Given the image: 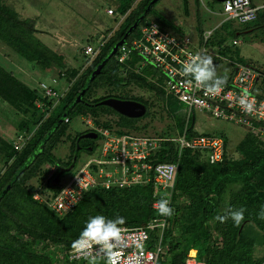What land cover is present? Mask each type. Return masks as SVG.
<instances>
[{
	"label": "trees",
	"instance_id": "obj_1",
	"mask_svg": "<svg viewBox=\"0 0 264 264\" xmlns=\"http://www.w3.org/2000/svg\"><path fill=\"white\" fill-rule=\"evenodd\" d=\"M111 1L114 12L123 18L119 21L115 16V27H105L102 36L86 41L87 44L98 43L95 45L97 51L90 59L81 49L82 62H87V65L80 68L70 67L64 54L53 50L36 36L33 19L22 18L5 0H0L1 44L10 49L20 63L36 69L41 76L54 72L51 77L57 80L55 89L62 92L65 88L57 101L47 98L38 89V84L24 81L27 77L22 72L7 69L0 63V103L4 112L7 113L8 109L16 116L12 134L34 129L20 150L14 149L12 135L0 130V264H107L106 258L68 259L73 242L81 237L92 220L99 217L104 218L106 226L127 227L164 220L160 242L162 253L157 264H184L190 249H196L197 259L205 264H264V133L257 130L264 128L262 122H254V129L246 127L245 136L234 149L237 156L228 153L225 138L224 157L213 164L205 159V152L184 149L178 157L174 142L162 143L157 154L150 157L152 161L178 162L166 216L152 206L155 198L152 197L154 188L151 183L128 188L90 189L82 193L76 206L63 215H58L46 202L33 198L36 191L41 195L47 191L55 194L59 187L51 180L61 166L68 168L72 165L73 168L82 152L90 153L96 147L95 139H85L77 149L78 144L74 140L89 129L71 136V120L87 113L94 117L96 126L107 127L111 120H102L101 116L113 114L118 118L113 121L115 124L134 128L138 119L120 115L99 102L116 97L137 100L149 106V102L140 95L126 91L131 85L164 95L159 87L164 76L154 65L146 63L150 67L141 66L143 58L132 54L128 66H123L115 58L118 50L112 56L110 52L134 24L136 26L127 33L123 43L139 38L141 26L150 20L173 32L174 23L156 9L160 0H155L151 6L152 0ZM182 1L184 14L188 15L187 0ZM258 15L264 19V10L257 12ZM224 23L213 33L207 45H223L233 32L226 30L232 21ZM102 62L100 71L91 78V73ZM238 63L246 64V61L239 59ZM248 65L263 73L256 66ZM260 85L264 86V76ZM99 89H106L105 94L100 95ZM169 101V107L173 109L167 113L175 119L180 133L185 131L188 138L212 135L198 133L191 125V115L185 120L176 114V108L183 105L172 96ZM39 103L42 105L38 106ZM66 140L70 141L68 161L54 153V149ZM33 179H39L38 185ZM234 213L243 215L239 226ZM119 218H123L124 223L118 222ZM149 234L147 247L153 248L159 239V227L150 229Z\"/></svg>",
	"mask_w": 264,
	"mask_h": 264
},
{
	"label": "built area",
	"instance_id": "obj_2",
	"mask_svg": "<svg viewBox=\"0 0 264 264\" xmlns=\"http://www.w3.org/2000/svg\"><path fill=\"white\" fill-rule=\"evenodd\" d=\"M220 6L222 15L237 23H249L257 17V7L252 0H224L220 2ZM114 10L111 7L106 9L108 14H113ZM140 32L139 38L118 47L115 58L120 64L128 66L131 55L136 54L143 58L141 66L145 63L154 65L164 76L159 87L166 96L176 98L189 114L193 110H199L213 118L251 128L254 127V122L264 123V100L251 92L249 86L256 75V70L250 65L237 63L228 84H206L196 79L197 69H200V55L192 48L190 36L163 29L155 20L142 25ZM212 33L213 29L203 31L204 44ZM82 50L84 55L93 57L97 47L87 44ZM56 83L54 77L51 84L40 81L38 89L47 98H55L57 101L63 92L55 89ZM41 105L42 103L38 104ZM81 119L85 129L97 133L95 149L86 153L85 157H80L76 165L59 178V189L55 194L49 191L42 195L39 191L32 194L34 199L46 202L58 215L71 211L82 198V193L90 189L128 188L149 183L154 188L153 208L159 211L160 202L167 201L169 209L178 162H153L150 158L157 154L164 142H174L178 157L184 149L205 152L204 157L211 164L222 161L224 157V140L215 135L201 134L188 138L185 131H176L172 135H138L128 131L120 132L114 124L107 127L96 126L94 117L87 113L81 115ZM65 121L68 119L65 118ZM257 130L264 133L262 127ZM33 133L34 129L12 135L10 138L14 149H22ZM115 226L120 229L119 239L107 242L88 240L86 247L77 250L72 246L68 259L79 261L106 258L109 264L111 252L116 254L114 264L158 263L162 253L160 242L165 227L164 220H153L138 227ZM155 227H159V239L156 246L148 248L149 230ZM196 255V250L190 249L184 264H205Z\"/></svg>",
	"mask_w": 264,
	"mask_h": 264
},
{
	"label": "rangeland",
	"instance_id": "obj_3",
	"mask_svg": "<svg viewBox=\"0 0 264 264\" xmlns=\"http://www.w3.org/2000/svg\"><path fill=\"white\" fill-rule=\"evenodd\" d=\"M5 1L9 5H11L15 9V11H17L21 15L22 18L27 17L34 20L36 36L45 44L49 45L53 50L64 54L70 67L73 66L83 68V65H87V62H82V46L87 44V40H95L99 36H102L105 27H115L117 25V22L113 20V18L115 19V16L118 17L119 21L123 18L122 16L117 15V13L115 12L113 14H108V12L106 11V9L110 7L114 8L111 0ZM210 1L211 0H200V8L203 12L207 10L206 8H219L218 5L211 4ZM191 6L192 5H190V7ZM156 8L162 15L180 24L185 29H189V26L186 25L185 22L189 24L196 23V19L193 16V10H191V16L188 18H186V16L183 14V5L181 0H161L157 4ZM250 24H252V22ZM258 33L256 34L257 37L260 35ZM230 36H232V34ZM257 37H255L251 41V38L248 35L240 34L239 43L236 48L239 49L241 53L246 54V56L250 58L249 60L257 64L264 70V45L256 40ZM97 44L98 43L93 45L95 46ZM91 58L92 57H90V59ZM0 63L7 69L22 72L27 77L24 81L29 84L33 83V85L37 86L40 81H44L50 84L52 82L51 76L54 75V72H49L45 76H41V73L39 71H36V69H32L29 66L20 63L17 56L10 49L1 44V42ZM146 66L150 67V64H147ZM150 71L153 72L154 70L150 69ZM64 89L65 88H63L61 91L63 92ZM105 91L106 89H99L98 93L102 95L105 94ZM126 91L129 94H133L135 96L140 95L141 97H143V99H147L148 101L150 100V91L145 88L131 85L128 86ZM2 106L3 104L0 103V121L3 122H0V130L11 136L13 135L12 133L15 132L14 122L16 121V116L8 109L7 113L4 112V106ZM171 106H173V103ZM176 111V114L180 116L181 113L178 112L180 111V109ZM194 114L196 121L201 120L203 121L204 125L211 126L210 128L215 129L218 126H221L222 129L220 130V132L223 133V137L228 138V140H232L233 145L236 144L239 138L242 137L243 133H245V129L241 125L232 122L230 123L229 121H224L213 117L207 119L205 114L198 111H195ZM145 115L149 118H153V116H156L155 104L149 102V106ZM81 121V116L75 117L73 120H71L69 126L71 136H73L74 133L85 129ZM158 121V123L152 122L151 127L147 126L146 128L141 130L147 132L149 131L151 134H157L158 131L163 127L162 125L165 123L164 120ZM212 123H216L217 125H213ZM167 128L169 131L168 134H174V128L172 126H166L165 129ZM96 140L95 144H97ZM69 146L70 141L66 140L63 143H60L54 149V153L56 154V156L66 161V159H68V153L70 152ZM228 146L230 151L232 146L230 144ZM85 156L86 152H82L80 155L81 158ZM33 180L37 185L40 182L39 179Z\"/></svg>",
	"mask_w": 264,
	"mask_h": 264
},
{
	"label": "crops",
	"instance_id": "obj_4",
	"mask_svg": "<svg viewBox=\"0 0 264 264\" xmlns=\"http://www.w3.org/2000/svg\"><path fill=\"white\" fill-rule=\"evenodd\" d=\"M181 2L183 5L182 0ZM252 2L257 7L258 13L264 10V0H252ZM210 3L218 5L219 8H212V7L206 8L207 10L203 12L200 8V0H198V3H197V0H187L189 14L188 15L184 14V7H183V14L186 16V18H188L191 16V10H193L194 11L193 16L196 19V23H193V24L191 23L189 24L184 21L185 24L189 26V29H185L180 24L170 20L167 17L166 18L174 23V31L176 33L181 34V35L182 34L188 35L191 37L192 48L200 55V61H199L200 69H203L205 67L204 61H206L209 57H211V64H209L207 67H208V70L212 73V75L210 76V78L206 79L207 83H209L210 85L219 84V83H227V82L230 83L234 75V72H235V65L239 62V59H244L246 61V64L250 63L256 66L257 68H259V71L263 72L262 74H260V72L256 71L255 78L253 79L251 85L249 86H250L251 92L258 94V96H261L259 99L264 100V86L260 85L261 77L264 76V70L261 67H259L257 64L249 60L250 58H248L246 54L241 53L239 49L236 48V46H238V43H239L240 34L248 35L252 41L255 37H257L256 34L258 32H260L258 33L260 35L256 38V40L259 41V43H262L264 45V40H263L264 38V33H263L264 19H262L260 15H258L257 19L252 21V24H250L251 22H249L248 24L247 23L242 24V23H237L235 21L230 20L232 21V25H230V27H228L226 30L233 31L232 32L233 34L231 33L232 36H230L231 34H229L222 46H219L218 44L207 45V43L204 44L202 40L203 31L208 30V29H213V33H215V31L217 30V28H219L221 24H226L224 23V21L229 20V19H226L222 15L221 6L219 2L213 3L212 1H210ZM190 5L192 6L190 7ZM198 17L200 19H198ZM233 41H236V43H233ZM230 49L232 50V52ZM143 66H146V63ZM258 74L261 76L259 77ZM149 91H150L149 92L150 100L149 101L147 99L145 100H147L148 102H151L152 104H155V113H156L155 117L154 116L153 118L146 117L145 114L147 112L148 106L145 105L146 106L145 114L139 118H134V119H138V121L135 123L134 128L125 127V126L122 127V126L115 124L113 121L118 120V118L117 116L113 114L103 115L101 116V119L111 120V124H114L120 132L128 131V132L135 133L138 135L139 134L140 135H161V134L169 133L168 128L165 129L166 126L168 127L172 126L174 128V133L176 131L177 133H180L179 129H177L175 119H173V116L171 117L168 114L169 112L172 111V108L169 107V103H170L169 100H170V96L172 95L166 96L165 93L164 95H159V94L156 95V93L153 90H149ZM178 109H180V111L178 112L181 113V116H183L185 120H187L190 115L191 116L193 115V118L191 117L192 118L191 125H193L194 129L198 133H209V134L221 137L223 140L225 139V137H223L222 135L223 133L220 132V130L222 129L221 126L220 127L218 126L217 128L214 129V128H210L211 126L204 125L203 121L201 120L196 121L195 114H194L195 111L205 114L207 119L212 118L208 113L199 111V110H193V112L189 114L187 113V110L184 107L178 108ZM158 120H161V121L164 120L165 123L162 125L163 127L158 131L157 134H151L149 131L147 132V131L141 130V129L146 128L147 126L151 127L152 122L158 123L159 122ZM212 124L217 125L216 123H212ZM244 129L246 133L247 128L244 127ZM245 133H243L241 138L245 136ZM241 138H239L238 142L234 145L232 144L233 143L232 140H228V138H226L227 140L226 144L228 147V151H229L228 145L230 144L232 146V148L228 152L231 156L238 155L234 149H235V146L240 142ZM192 250H195V249H192Z\"/></svg>",
	"mask_w": 264,
	"mask_h": 264
},
{
	"label": "clouds",
	"instance_id": "obj_5",
	"mask_svg": "<svg viewBox=\"0 0 264 264\" xmlns=\"http://www.w3.org/2000/svg\"><path fill=\"white\" fill-rule=\"evenodd\" d=\"M205 67L203 69H197L196 79L199 81L206 80L210 78L212 73L208 70V65L211 64V57H209L206 61H204ZM95 132V131H94ZM167 201L160 202L159 211L162 214L168 213L169 209L166 206ZM234 219L236 221V225L239 226L240 222L243 220L242 213H234ZM120 223H124L123 218H119ZM223 222V221H221ZM120 238V229H118L115 224H104V218L99 217L94 220L88 227L82 231L81 238L73 242V249L77 250L80 248H84L87 246V241L92 240L95 242H107L111 239H119ZM196 250V249H195ZM115 253L110 252L109 256V264H114Z\"/></svg>",
	"mask_w": 264,
	"mask_h": 264
},
{
	"label": "water",
	"instance_id": "obj_6",
	"mask_svg": "<svg viewBox=\"0 0 264 264\" xmlns=\"http://www.w3.org/2000/svg\"><path fill=\"white\" fill-rule=\"evenodd\" d=\"M155 0H152L150 2V6L153 4ZM217 2H222L224 0H215ZM136 26V24L132 25L128 32L129 33L134 27ZM127 33H125V35H123V38L121 40H119L112 48L111 52H110V56L114 55L115 52L117 51L118 47L120 45L123 44V42L125 41L126 36L128 35ZM103 65V62L100 63L96 69L91 73V78H93L95 76V74H97L101 67ZM80 98V95L77 97V99ZM99 104L101 105H105L107 107H110L111 109H113L115 112L119 113L120 115H123L125 117L128 118H139L141 116H143L146 112V106L144 103L137 101V100H133V99H120V98H116V97H109V98H105L103 100H101L99 102ZM193 118V115H192ZM89 138V139H96L97 138V133L94 131H88L86 133H84L83 135L79 136V138ZM91 149V147H89V150ZM70 168H72V165L68 168H64V169H60L59 172L54 176V178L51 180V183L53 185H57L58 184V180H59V176L60 174H62L63 172L68 171Z\"/></svg>",
	"mask_w": 264,
	"mask_h": 264
},
{
	"label": "flooded vegetation",
	"instance_id": "obj_7",
	"mask_svg": "<svg viewBox=\"0 0 264 264\" xmlns=\"http://www.w3.org/2000/svg\"><path fill=\"white\" fill-rule=\"evenodd\" d=\"M84 133H86V132H82V133L78 134L76 140H74V141L77 142V144H78V145L76 146L77 149H80V144L82 145V144L85 142V141H84L85 139H89V138H83V137H81V138L78 139V137L81 136V135H83ZM96 139L98 140V137H97ZM96 139H95V140H96ZM95 140H94V141H95ZM82 141H83V142H82ZM81 142H82V143H81ZM79 143H80V144H79ZM88 148H89V147H88ZM69 157H70V152L68 153V159H69ZM68 159H66V160L68 161ZM64 168H67V166H65V167H64V166H61V169H64ZM65 173H66V172H65ZM61 175H62V174H61ZM60 177H61V176H60Z\"/></svg>",
	"mask_w": 264,
	"mask_h": 264
}]
</instances>
